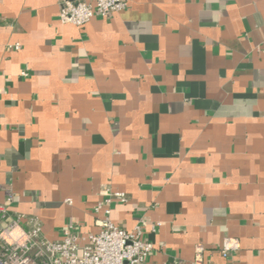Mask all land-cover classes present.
Returning <instances> with one entry per match:
<instances>
[{
	"label": "crops",
	"instance_id": "1",
	"mask_svg": "<svg viewBox=\"0 0 264 264\" xmlns=\"http://www.w3.org/2000/svg\"><path fill=\"white\" fill-rule=\"evenodd\" d=\"M59 12L0 0V203L62 240L98 231L108 186L146 264L199 245L201 264H264V0H130L82 27Z\"/></svg>",
	"mask_w": 264,
	"mask_h": 264
},
{
	"label": "built area",
	"instance_id": "2",
	"mask_svg": "<svg viewBox=\"0 0 264 264\" xmlns=\"http://www.w3.org/2000/svg\"><path fill=\"white\" fill-rule=\"evenodd\" d=\"M129 1L60 0L59 18L63 24L82 27L94 16L109 17L125 10ZM14 48L19 49L20 45L15 44ZM22 74L26 76L27 72ZM13 199V193L8 192L6 202L0 203V264H146L154 250L153 243L141 237V226L127 231L113 223V203L127 202L128 197L108 186L104 187L103 199L94 208L98 231L81 235L69 225L64 229L62 240L48 239L39 218L13 215L9 208ZM239 249L236 238L225 239L220 247L225 258ZM203 251L204 247L199 245L193 264L202 263Z\"/></svg>",
	"mask_w": 264,
	"mask_h": 264
}]
</instances>
